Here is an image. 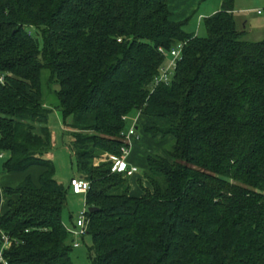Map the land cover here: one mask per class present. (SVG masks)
<instances>
[{
	"label": "trees",
	"instance_id": "16d2710c",
	"mask_svg": "<svg viewBox=\"0 0 264 264\" xmlns=\"http://www.w3.org/2000/svg\"><path fill=\"white\" fill-rule=\"evenodd\" d=\"M234 9L223 0L202 38L170 0H0L3 170L46 168L38 185L0 188L9 264H72L45 73L90 183L93 264H264V41L245 39ZM179 45L169 83L155 86ZM134 112L133 140L152 144L135 181L113 172Z\"/></svg>",
	"mask_w": 264,
	"mask_h": 264
},
{
	"label": "rangeland",
	"instance_id": "374dc122",
	"mask_svg": "<svg viewBox=\"0 0 264 264\" xmlns=\"http://www.w3.org/2000/svg\"><path fill=\"white\" fill-rule=\"evenodd\" d=\"M258 4L255 11H250L247 16L250 18L251 25L247 30V40H253L255 42L264 41V17L257 15L256 10H264V5L262 4L263 0H257ZM193 18V17H192ZM191 18V19H192ZM190 19V20H191ZM196 18L193 19L185 29L186 31L190 27H196L195 23ZM197 36L205 38L208 36L207 28L205 25V20L203 19L200 24L195 29ZM36 35V33L34 32ZM40 43L42 46V40ZM170 62L167 60L165 66L168 68ZM47 76L46 73L43 74V90L45 104L47 108L51 111L48 126L52 133V147L50 152V159L53 162L55 167V177L56 179L63 183L65 186H69L70 182L74 178H81L78 170L77 159L72 155L71 149V134L68 132L66 127H69L72 123V117L65 118L61 111L55 108V105L58 104V99L55 93H48L46 87ZM140 112H134L127 118V133L133 127H141ZM132 149L136 156L146 155L148 156V150L152 149V144L144 137L143 142H135L132 144ZM7 156L3 159H0V188L1 189H14L25 179L31 178L35 185L40 183L41 176L45 173L46 168L44 166H33L30 168L27 175L24 174H6L3 170V165L7 161ZM143 177V172L138 176L132 178L137 179ZM135 181V180H134ZM133 182V181H131ZM85 196H76L71 190L68 196V207L63 212L64 224L69 232L75 230L74 224L78 215L86 210L87 205L85 202ZM73 245L79 243V248H72L70 253V258L72 264H93L94 252H93V239L90 235L86 237L77 238L72 235Z\"/></svg>",
	"mask_w": 264,
	"mask_h": 264
},
{
	"label": "crops",
	"instance_id": "0c3cea01",
	"mask_svg": "<svg viewBox=\"0 0 264 264\" xmlns=\"http://www.w3.org/2000/svg\"><path fill=\"white\" fill-rule=\"evenodd\" d=\"M222 3L223 0H170V8L173 14V19L176 20L177 22H187L186 26L188 27L189 23L193 21V19L195 18L197 20L195 21V23L198 26L203 19L205 20L206 18H209L215 15L216 13H218L222 8ZM257 4H258L257 0H235L234 17L238 29L240 31L245 32L246 34L245 39L247 36V30L251 25L250 18H248L247 14L250 11H255ZM262 4L264 5V0ZM256 11L258 16L264 17V13L262 15H259L258 14L259 10ZM197 26L190 27V29L187 30V32L189 34L197 35V32L195 31ZM247 41L255 42L253 40H247ZM130 142H131V151H130V155L127 157V162L129 165L136 166L139 168L140 172L136 175L138 176L139 174L142 173V171L146 167V158H143L146 157V155L136 156L132 149V144L135 142H143V140L135 141L132 139V141ZM149 152L150 150H148L147 153L149 154ZM76 196H80V195H76ZM5 210L6 208L2 206L1 214L5 212Z\"/></svg>",
	"mask_w": 264,
	"mask_h": 264
},
{
	"label": "built area",
	"instance_id": "2783aa9c",
	"mask_svg": "<svg viewBox=\"0 0 264 264\" xmlns=\"http://www.w3.org/2000/svg\"><path fill=\"white\" fill-rule=\"evenodd\" d=\"M264 10H259L258 14L262 15ZM183 45H179L176 49L171 52L170 65L168 68H164L161 71V75L155 81V86H159L163 83H169V78L172 75V70L176 68L177 61L180 59L182 54ZM6 76L0 74V84H5ZM122 137L125 141L131 145L133 138L137 137V128L133 127L128 134L122 133ZM131 148H122V157L115 159V165L113 167L114 173H122L127 177H133L137 175L140 171L136 166H131L127 162V157L130 155ZM4 157V154L0 153V159ZM70 189L75 195L86 196L90 190V183L84 178H74L70 183ZM90 225V220L88 218V208L82 213H80L76 219V226L73 232H69L71 235L77 238H83L88 234V229ZM10 239L6 235L2 236V241L0 245V264H9L5 258V251L9 246ZM75 248H79L80 244L75 243Z\"/></svg>",
	"mask_w": 264,
	"mask_h": 264
},
{
	"label": "water",
	"instance_id": "95a60500",
	"mask_svg": "<svg viewBox=\"0 0 264 264\" xmlns=\"http://www.w3.org/2000/svg\"><path fill=\"white\" fill-rule=\"evenodd\" d=\"M89 212H90L91 214H93V213L98 212V209H97V208H90V209H89Z\"/></svg>",
	"mask_w": 264,
	"mask_h": 264
}]
</instances>
